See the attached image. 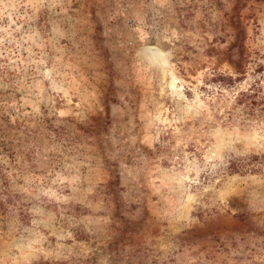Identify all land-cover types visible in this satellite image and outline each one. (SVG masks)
<instances>
[{"label": "rangeland", "instance_id": "rangeland-1", "mask_svg": "<svg viewBox=\"0 0 264 264\" xmlns=\"http://www.w3.org/2000/svg\"><path fill=\"white\" fill-rule=\"evenodd\" d=\"M0 264H264V0H0Z\"/></svg>", "mask_w": 264, "mask_h": 264}, {"label": "bare ground", "instance_id": "bare-ground-1", "mask_svg": "<svg viewBox=\"0 0 264 264\" xmlns=\"http://www.w3.org/2000/svg\"><path fill=\"white\" fill-rule=\"evenodd\" d=\"M148 50H149V53L151 54V56H153L156 59L161 58L163 55L162 49L159 47H156V46L151 47V48L149 47Z\"/></svg>", "mask_w": 264, "mask_h": 264}, {"label": "water", "instance_id": "water-1", "mask_svg": "<svg viewBox=\"0 0 264 264\" xmlns=\"http://www.w3.org/2000/svg\"><path fill=\"white\" fill-rule=\"evenodd\" d=\"M152 47H154V46H152Z\"/></svg>", "mask_w": 264, "mask_h": 264}]
</instances>
